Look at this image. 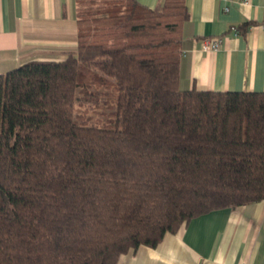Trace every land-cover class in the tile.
I'll list each match as a JSON object with an SVG mask.
<instances>
[{"label": "trees", "instance_id": "1", "mask_svg": "<svg viewBox=\"0 0 264 264\" xmlns=\"http://www.w3.org/2000/svg\"><path fill=\"white\" fill-rule=\"evenodd\" d=\"M75 7V51L0 74V264H118L264 200V91L180 87L186 0Z\"/></svg>", "mask_w": 264, "mask_h": 264}, {"label": "crops", "instance_id": "2", "mask_svg": "<svg viewBox=\"0 0 264 264\" xmlns=\"http://www.w3.org/2000/svg\"><path fill=\"white\" fill-rule=\"evenodd\" d=\"M151 8L163 0H138ZM180 87L264 91V0H186ZM75 0H0V74L77 47ZM220 37L218 49L203 46ZM118 264H264V200L193 218Z\"/></svg>", "mask_w": 264, "mask_h": 264}, {"label": "built area", "instance_id": "3", "mask_svg": "<svg viewBox=\"0 0 264 264\" xmlns=\"http://www.w3.org/2000/svg\"><path fill=\"white\" fill-rule=\"evenodd\" d=\"M221 45L220 37H206L203 39V46L207 50L218 49Z\"/></svg>", "mask_w": 264, "mask_h": 264}]
</instances>
